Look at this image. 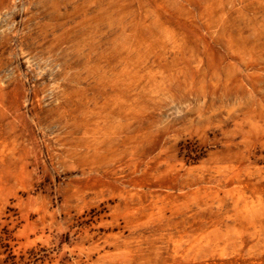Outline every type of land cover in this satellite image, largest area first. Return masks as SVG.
I'll list each match as a JSON object with an SVG mask.
<instances>
[{"label":"rangeland","instance_id":"obj_1","mask_svg":"<svg viewBox=\"0 0 264 264\" xmlns=\"http://www.w3.org/2000/svg\"><path fill=\"white\" fill-rule=\"evenodd\" d=\"M12 2L0 264H264V0Z\"/></svg>","mask_w":264,"mask_h":264},{"label":"bare ground","instance_id":"obj_2","mask_svg":"<svg viewBox=\"0 0 264 264\" xmlns=\"http://www.w3.org/2000/svg\"><path fill=\"white\" fill-rule=\"evenodd\" d=\"M15 6H16V4H15V0H13V2H12V6H11V9L8 10V11H5V12L2 14V16H1L2 21L5 22L8 31L11 32V33H15V32H16V29H15L14 23H13V21H12V13H13V11H14ZM24 31H25V30H24Z\"/></svg>","mask_w":264,"mask_h":264}]
</instances>
